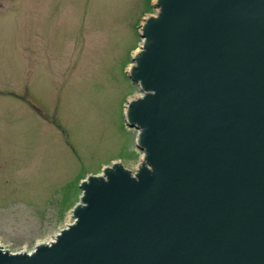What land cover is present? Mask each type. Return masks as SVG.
Segmentation results:
<instances>
[{
  "label": "water",
  "instance_id": "water-1",
  "mask_svg": "<svg viewBox=\"0 0 264 264\" xmlns=\"http://www.w3.org/2000/svg\"><path fill=\"white\" fill-rule=\"evenodd\" d=\"M127 71L143 152L80 183L73 222L0 264H264V0H153Z\"/></svg>",
  "mask_w": 264,
  "mask_h": 264
},
{
  "label": "rangeland",
  "instance_id": "rangeland-1",
  "mask_svg": "<svg viewBox=\"0 0 264 264\" xmlns=\"http://www.w3.org/2000/svg\"><path fill=\"white\" fill-rule=\"evenodd\" d=\"M153 0H0V245L31 252L73 222L80 183L143 152L127 71Z\"/></svg>",
  "mask_w": 264,
  "mask_h": 264
},
{
  "label": "bare ground",
  "instance_id": "bare-ground-1",
  "mask_svg": "<svg viewBox=\"0 0 264 264\" xmlns=\"http://www.w3.org/2000/svg\"><path fill=\"white\" fill-rule=\"evenodd\" d=\"M137 52H138V50L135 51V53H137ZM127 109H128V108H126V110H127ZM52 240H53V239H50V241H48V243L51 242Z\"/></svg>",
  "mask_w": 264,
  "mask_h": 264
}]
</instances>
